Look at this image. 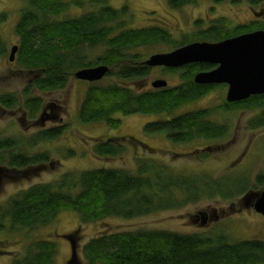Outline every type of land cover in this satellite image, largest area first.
<instances>
[{
	"label": "trees",
	"instance_id": "obj_1",
	"mask_svg": "<svg viewBox=\"0 0 264 264\" xmlns=\"http://www.w3.org/2000/svg\"><path fill=\"white\" fill-rule=\"evenodd\" d=\"M166 2L170 10H178L194 4L195 0ZM259 2L264 0H250L254 5ZM71 8L80 10L81 14L67 15ZM131 18L135 15L127 4L113 7L108 0H27L15 25L19 39L15 63L19 71L28 76L21 92L22 108L40 129L27 139L0 136L1 173L26 174L30 169L50 163L48 153L30 154L29 149L37 147L38 142L55 141L69 129V125L57 121V106H51L52 111L45 113L43 98L33 92L62 91L76 72L99 66L107 67L108 73L88 86L78 111L80 122L105 123L116 128L121 123L114 118L117 113L122 116L156 114L164 115L165 120L147 123L145 133L165 134L171 143L222 136L224 124L209 118L211 109L174 115L213 88L196 84L193 76L199 70L214 66L190 64L182 71L181 85L135 92L130 86L151 72V68L144 65L146 59L141 49L161 44L175 50L191 42H218L241 33L264 30V21L229 26L225 18H219L206 27H199V20L191 35L175 40L161 23L136 28L129 26ZM6 19L1 16L0 24ZM4 53L0 38V56ZM110 78L115 81L109 82ZM0 106L9 110L19 108L20 99L14 93L2 94ZM220 107L225 111L257 110L247 128H264V95L238 103L225 101ZM49 120L52 126H44ZM128 148L135 154V171L100 167L78 175L67 173L48 184L32 185L0 205V230L3 231L6 224L10 231H33L53 223L64 211L75 212L80 225L109 217L137 218L181 209L202 199H232L244 193L251 181L249 176L222 180L195 174L174 177L162 164L143 156L144 153L154 156L155 148L134 137L99 138L92 153L98 158L113 159L121 157ZM1 178L4 175L0 174ZM255 185V189L264 188V173L256 176ZM229 238L233 239L226 234H184L159 229L102 233L88 240L82 255L85 264H264L263 240L231 241ZM56 255L54 242L35 241L30 243L23 257L11 264H57ZM77 257L79 259L78 254Z\"/></svg>",
	"mask_w": 264,
	"mask_h": 264
},
{
	"label": "rangeland",
	"instance_id": "obj_2",
	"mask_svg": "<svg viewBox=\"0 0 264 264\" xmlns=\"http://www.w3.org/2000/svg\"><path fill=\"white\" fill-rule=\"evenodd\" d=\"M108 1L113 7H120L123 4L130 7L135 15V18L130 19V27L139 28L161 23L168 28L175 40L191 35L198 27L195 22L199 20L201 24L199 27H206L219 18H225L224 21L229 26L264 21V2L254 5L250 0H225L219 3L212 0H195L194 4L178 10H170L166 0ZM26 5L27 0H0V17L7 18L0 25V38L5 46V53L0 56V95L14 93L20 99L19 108L9 110L0 106V136L27 139L33 136L40 126L35 125L22 108L21 92L28 76L24 71H19L15 60L13 62L9 60L12 47L19 42L15 25ZM80 12L71 8L67 15L76 16L81 14ZM170 51L172 50L161 44L141 49L144 60L153 54ZM181 74L180 71L167 72L162 68H154L146 78L133 83L130 87L135 92L147 91L152 89L153 81L161 78L166 80L169 86H176L182 81ZM109 80L115 81L114 78ZM89 85L91 82L72 77L66 89L62 91L33 92L34 95L43 98L45 113L49 114L52 111L51 106H57L59 109L57 121L59 124L69 125V129L61 138L38 142L37 147L29 149L30 154L48 153L50 163L39 169H30L26 174L0 172L4 175L0 180V205L32 185L55 182L67 173L78 175L85 170L100 167L135 171V154L130 148L121 157L113 159L93 155L92 147L97 139L106 137H134L145 142L155 150L154 156L149 154L147 156L146 153L143 156L151 162L162 164L163 169L174 177L195 174L222 180L249 176L251 178L249 187L244 193L236 194L232 199L225 200L222 197L202 199L181 209L164 210L131 219L109 217L80 225L75 212L64 211L53 223L33 231H10L5 224L3 231L0 230V264H11L26 254L31 242L42 240H50L56 244V263L65 264L71 253L70 241L65 236L70 234L77 238L74 249L79 256L80 264H85L82 255L84 245L89 239L102 233L159 229L184 234L212 236L226 234L233 238H229L231 241L252 239L264 241V217L251 206L255 200L250 198V201L245 200L247 194L256 195L264 190L261 187L255 189L256 176L264 173V128L256 130L247 128L249 120L258 113L257 110L225 111L220 106L225 102L227 89L225 86L214 88L196 102L181 107L174 115L190 110L211 109L213 111L209 118L215 123L225 124L229 134L226 133L222 140H196L191 143L174 144L166 139L165 134H146L144 131L147 123L165 120L164 115L137 113L122 116L117 113L114 118L120 119L121 123L116 128L108 127L105 123L80 122L78 111ZM52 124L50 121L44 126L51 127ZM69 152H72V155Z\"/></svg>",
	"mask_w": 264,
	"mask_h": 264
},
{
	"label": "water",
	"instance_id": "obj_3",
	"mask_svg": "<svg viewBox=\"0 0 264 264\" xmlns=\"http://www.w3.org/2000/svg\"><path fill=\"white\" fill-rule=\"evenodd\" d=\"M18 46H13L9 60L14 61ZM190 64H212L213 70L201 71L194 76L198 85L228 86L226 101L237 103L252 96L264 95V30H257L227 38L218 42H191L166 53H156L144 61L148 67L181 68ZM108 73V68L99 66L76 72L81 81L98 82ZM156 89L168 87L164 79L151 83ZM255 200L253 209L264 217V190L247 199ZM249 199V201H250ZM75 249L72 260L76 261Z\"/></svg>",
	"mask_w": 264,
	"mask_h": 264
},
{
	"label": "flooded vegetation",
	"instance_id": "obj_4",
	"mask_svg": "<svg viewBox=\"0 0 264 264\" xmlns=\"http://www.w3.org/2000/svg\"><path fill=\"white\" fill-rule=\"evenodd\" d=\"M2 24V23H1ZM0 24V25H1ZM187 66V65H186ZM214 66V65H213ZM185 67V66H184ZM184 67H181V68H166V67H153V68H151V69H154V68H162V70L163 71H169L170 69H176V71H180V73L185 69ZM217 66H214V67H212L211 69H207V70H199L198 72H196L195 73V75L197 74V73H199V72H201V71H209V70H213V69H215ZM194 75V76H195ZM194 76H193V80H194ZM162 79V78H161ZM182 84V81H181V83H179L178 85H176V86H179V85H181ZM176 86H172V87H176ZM209 87H213V88H211L208 92H210L211 90H213L214 88H217V87H219V86H225L226 87V89L228 90V86L227 85H225V84H220V85H208ZM168 87H171V86H169L168 85ZM227 93V92H226ZM49 107V106H48ZM224 126V128H225V130H224V133L222 134V136L221 137H217V138H212L211 140H214V139H216V140H222L225 136H226V133H227V135L229 134V129H228V127L224 124L223 125ZM211 140H209V141H211ZM2 171V169H0V172ZM252 206V205H251ZM253 207V206H252ZM69 241H70V245H71V253H70V255H69V258L65 261V264H80V262H79V259H77L76 261H74V260H72V251H73V249L75 248V243H76V240H77V238L74 236V234H70V235H66L65 236ZM76 252V251H75ZM78 258V257H77Z\"/></svg>",
	"mask_w": 264,
	"mask_h": 264
},
{
	"label": "clouds",
	"instance_id": "obj_5",
	"mask_svg": "<svg viewBox=\"0 0 264 264\" xmlns=\"http://www.w3.org/2000/svg\"><path fill=\"white\" fill-rule=\"evenodd\" d=\"M253 31H257V30H253ZM253 31H249V32H253ZM245 33H248V32H245ZM241 34H244V33H241ZM238 35H240V34H238ZM235 36H237V35H235ZM232 37H234V36H232ZM229 38H231V37H229ZM224 40V39H223ZM152 87V86H151ZM153 88V87H152ZM167 88V87H166ZM153 89H156V88H153ZM227 94V93H226ZM225 101H226V96H225ZM242 102V101H241ZM226 103H228L227 101H226ZM238 103V102H237Z\"/></svg>",
	"mask_w": 264,
	"mask_h": 264
},
{
	"label": "bare ground",
	"instance_id": "obj_6",
	"mask_svg": "<svg viewBox=\"0 0 264 264\" xmlns=\"http://www.w3.org/2000/svg\"><path fill=\"white\" fill-rule=\"evenodd\" d=\"M259 96V95H258Z\"/></svg>",
	"mask_w": 264,
	"mask_h": 264
}]
</instances>
